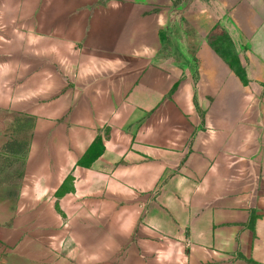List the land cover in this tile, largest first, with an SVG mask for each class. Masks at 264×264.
I'll list each match as a JSON object with an SVG mask.
<instances>
[{"label": "crops", "instance_id": "crops-1", "mask_svg": "<svg viewBox=\"0 0 264 264\" xmlns=\"http://www.w3.org/2000/svg\"><path fill=\"white\" fill-rule=\"evenodd\" d=\"M20 120L0 264H264V0H0Z\"/></svg>", "mask_w": 264, "mask_h": 264}, {"label": "rangeland", "instance_id": "rangeland-1", "mask_svg": "<svg viewBox=\"0 0 264 264\" xmlns=\"http://www.w3.org/2000/svg\"><path fill=\"white\" fill-rule=\"evenodd\" d=\"M187 0H185L186 2ZM30 128V122L19 121L15 123V133L14 136V159L0 157V190L4 193L14 192V195L18 192L20 188V182L23 175V163L24 157L28 148V138H21L22 134L25 132L24 129ZM23 131V132H22ZM12 168V169H11ZM13 178L14 185L3 186L1 182H4L8 178ZM8 181V180H7Z\"/></svg>", "mask_w": 264, "mask_h": 264}]
</instances>
